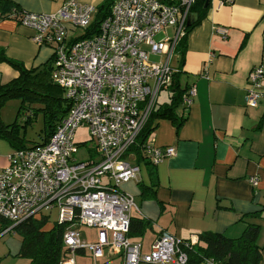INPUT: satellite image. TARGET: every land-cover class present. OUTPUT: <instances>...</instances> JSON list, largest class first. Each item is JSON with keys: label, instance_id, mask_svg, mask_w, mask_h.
Returning a JSON list of instances; mask_svg holds the SVG:
<instances>
[{"label": "built area", "instance_id": "obj_1", "mask_svg": "<svg viewBox=\"0 0 264 264\" xmlns=\"http://www.w3.org/2000/svg\"><path fill=\"white\" fill-rule=\"evenodd\" d=\"M194 1L114 0L98 32L82 39L68 40L67 26L86 31L95 9L78 0H65L53 14L20 15L19 23L34 31L32 40L52 48V81L65 92L70 108L45 145L13 150L8 156L0 172V236L55 209L57 223L65 227L63 245L72 253L89 250L93 264L107 247L120 251L122 264H188L180 240L167 232L156 237L148 254L130 243V221L138 210L121 186L137 179L139 168L128 161L134 156L129 149L159 92L172 82L170 60ZM167 29L173 30L171 35ZM160 32L163 37L156 41ZM216 32L225 38L224 29ZM154 55L165 59L153 62ZM247 79L245 105L255 109L264 99V65L253 67ZM194 96L191 86L182 96L186 109ZM81 124L88 127L96 150L86 161L75 157L74 135ZM144 155L157 165L174 156L175 149L147 144ZM249 182L256 186L258 179ZM80 225L98 229L95 243H83Z\"/></svg>", "mask_w": 264, "mask_h": 264}, {"label": "crops", "instance_id": "obj_2", "mask_svg": "<svg viewBox=\"0 0 264 264\" xmlns=\"http://www.w3.org/2000/svg\"><path fill=\"white\" fill-rule=\"evenodd\" d=\"M6 1L23 12L53 14L65 0ZM78 1L94 7V19L105 0ZM223 1L210 0L205 18L186 37L180 85L185 89L195 87V96L184 113V123L179 129L167 119L152 123L151 145L174 147L175 155L163 159L154 169L143 157L134 155L133 165L139 168L137 181L121 189L134 198L138 212L134 211L132 218L149 222V241L154 242L161 232L194 243L202 232L237 238L246 224H257V243L263 247L259 264H264V99L255 109L244 101L249 71L264 65V0ZM217 29L226 31L225 38ZM166 31L169 35L173 32ZM33 36L32 29L2 16L0 11V51L27 69L42 68L53 56L52 48L37 45ZM174 55L177 64L172 68L177 69L180 55L176 51ZM17 76L14 69L0 62V83ZM158 106L156 103L155 108ZM184 108L180 107L177 114H182ZM12 151L0 139V172L8 165ZM251 177L258 179L256 186L250 184ZM140 185L151 195L143 197ZM259 211L257 218L240 220L245 214ZM137 235H129V239ZM3 236L0 264H29L26 258L16 256L21 240L10 242ZM139 245L142 253L150 252L151 245ZM116 251L105 249L103 260L99 263L98 258L96 264H107L111 259L116 260L112 264H121V254ZM85 253L84 249L74 251ZM83 259L75 257L73 264H93L92 257L91 261ZM62 264L71 262L67 257Z\"/></svg>", "mask_w": 264, "mask_h": 264}, {"label": "trees", "instance_id": "obj_3", "mask_svg": "<svg viewBox=\"0 0 264 264\" xmlns=\"http://www.w3.org/2000/svg\"><path fill=\"white\" fill-rule=\"evenodd\" d=\"M114 0H105L98 8L96 16L90 27L84 31L77 39L89 38L98 32L100 23L108 16L111 5ZM206 0H195L190 8V24H185L183 36L177 41L175 51L180 55L178 68L172 75L171 84L164 88L169 92V101L154 107L148 121L140 131L134 144L129 149L138 159L142 158L150 169H154L152 163L142 154L148 139L154 130L153 121L158 119H167L171 121L177 129L181 127L186 118V108L182 114H177V110L184 106L182 96L187 91L180 85L181 71L183 67V54L186 48V37L188 33L196 25L200 24L206 16L208 6L204 8ZM172 4V2H169ZM210 3V2H209ZM0 11L4 17H11L20 20L23 11L15 4L0 0ZM53 56L48 63L42 68L27 69L23 64L7 58L3 51H0V62L6 63L14 69L18 76L11 81L0 83V109L9 99H19L22 103L21 108L31 111L32 115L26 117V121L30 122L31 117L37 111L43 114V136L40 135V142L33 143L31 146L25 145V139L18 134V125H4L0 119V139L7 142L12 150L26 149L33 146L45 145L50 136L54 133L60 121L67 115L70 103L66 98H55L50 95H41L36 88L49 89L56 84L52 81L51 66ZM37 101L42 103V107L33 109L28 107L27 103ZM156 106V104H155ZM141 195L148 197L151 195L149 190L140 185ZM153 196V195H152ZM262 211L245 214L241 217V221L246 218H257ZM48 216L42 213L36 214L16 225L13 229L15 233L21 236V247L16 256L26 258L29 264H62L67 258V248L64 250L62 243V235L65 227L56 224L46 229ZM149 226V222L143 219H133L130 221L129 235H141ZM260 227L257 224H246L241 235L237 238H229L223 233L202 232L197 235V242L180 240L179 247L188 256V264H259L262 258L263 247L257 243Z\"/></svg>", "mask_w": 264, "mask_h": 264}, {"label": "rangeland", "instance_id": "obj_4", "mask_svg": "<svg viewBox=\"0 0 264 264\" xmlns=\"http://www.w3.org/2000/svg\"><path fill=\"white\" fill-rule=\"evenodd\" d=\"M93 20H92V23H93ZM67 27H68V38H67L68 40L71 37L80 36L84 33V31L80 28H75V27L73 28L69 25ZM162 37H163V33L160 32L155 36L154 39L158 41ZM164 59L165 57L160 58L158 55L150 56V60L153 62H157V61L164 60ZM176 64H177V55H174V57L171 58L170 60V66L175 67ZM36 91L41 93V95H50L51 97L61 98V99L64 98V93H65L57 85L52 86L49 89H40V88L37 89L36 88ZM168 101H169V92L167 89H162L157 96L156 103L160 105V104L167 103ZM27 104H29L27 105L28 107L30 106V108L32 107L33 109H38L42 107V103H39L37 101H33ZM21 107H22V103L19 99L7 100L0 109V119L4 125H11V124L16 123L19 126L18 127L19 136L24 137L25 145L31 146V144L33 143L40 142V139H41L40 135L43 136V133H42L43 114H42V111H37L36 114L31 117L30 122H27L26 117L32 115V113L31 111H28V108L27 110H25V108H21ZM152 140H153V136L151 135L148 139V144H151ZM74 143H75V146L77 147V152L75 154V157L77 158V160L86 161L88 158H93L94 156H96V150L94 149V142L90 139L89 130L85 124H81L76 129L75 135H74ZM131 158L128 159V161L131 163V165H133L135 163V160H133L134 159L133 157ZM136 181L137 179L131 180L129 182L134 183ZM127 183H124V184H127ZM126 193L132 196L130 193L128 192ZM42 214L48 216L47 225L45 228L46 229L52 228L58 220V211L54 209L49 212H42ZM77 230L81 235L83 243L93 244L98 239V229L97 228H89L84 225H80L77 227ZM150 234H151V231L146 229L142 236L137 235L136 237L130 238L129 241L131 244H137V245H139L140 243H143V247H147L149 245L152 246L153 240L149 241ZM3 237H5L6 240L10 242L19 243V241L21 240V236L15 232L8 233L4 235ZM151 246H150V249H151ZM110 248L111 247H107L106 249H110ZM66 249L67 248L64 247V250ZM86 252L87 253H85L84 255H80V254H74V252L72 253L68 251L66 255L68 259L70 260L71 264H73L75 257H80V258L87 259L88 261H91L92 256H91L90 251L86 250ZM116 253L120 254V251L119 252L116 251ZM117 254L113 255L112 257L116 256ZM143 254H145L144 251H143ZM104 255L105 254H103V256ZM102 257L100 258L99 263H101V259L103 260ZM114 261L116 260L111 259L107 264H112ZM121 264H122V257H121Z\"/></svg>", "mask_w": 264, "mask_h": 264}, {"label": "water", "instance_id": "obj_5", "mask_svg": "<svg viewBox=\"0 0 264 264\" xmlns=\"http://www.w3.org/2000/svg\"><path fill=\"white\" fill-rule=\"evenodd\" d=\"M209 2H210V0L205 1L204 8H206L208 6ZM189 24H190V20L187 21V25H189Z\"/></svg>", "mask_w": 264, "mask_h": 264}]
</instances>
